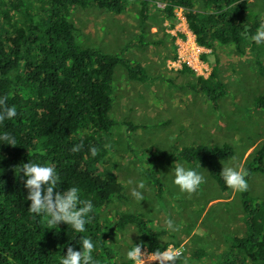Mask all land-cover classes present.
<instances>
[{"label": "trees", "instance_id": "trees-1", "mask_svg": "<svg viewBox=\"0 0 264 264\" xmlns=\"http://www.w3.org/2000/svg\"><path fill=\"white\" fill-rule=\"evenodd\" d=\"M160 1L166 18H173L176 9L182 10L197 46L209 49L218 43L240 51L241 44L247 42L253 53H264V44L257 46L250 39L262 23L250 8V0H199L201 11L193 0ZM86 3L111 13L124 8V0H40L35 7L25 5L24 0H7L0 12L4 26L0 28V98L17 113L0 121V132L7 131L17 139L16 146L0 145V264H58L68 246L79 250L81 237L92 239L96 264H114L106 247L110 232L100 221V214L120 194L121 187L113 176L99 175L96 169L105 155L107 133L117 125L109 116L111 84L118 66L132 79L147 81L148 77L139 63L120 54L76 44L74 27L67 17L71 8ZM147 5V0L141 1V23L147 18ZM182 66V71H189ZM258 71L264 75L262 67L258 66ZM188 88L203 94L214 108L227 94L216 65L207 78L197 77ZM252 107L264 112V91L252 99ZM126 127L128 131L134 129L130 123ZM77 144L80 150L72 152ZM89 147L97 149L95 157L89 154ZM234 155L228 144L183 146L170 157L152 147L143 153L172 167L176 160L191 166L200 164L221 192L230 188L220 178L219 162ZM30 159L54 166L57 191L75 186L80 200L92 202L85 232L75 233L63 223L56 228L48 226L45 216L28 211L30 202L24 198L27 190L15 175V166ZM244 170L246 183L254 173L264 174V147L254 152ZM146 177L159 197L164 184L158 170L152 167ZM238 197L243 232L231 238L217 264L264 262V197L251 196L246 190L238 191ZM114 226L134 227L151 254L166 249L160 241L163 231L152 229L143 214L118 213ZM180 261L181 257L177 259Z\"/></svg>", "mask_w": 264, "mask_h": 264}, {"label": "rangeland", "instance_id": "rangeland-1", "mask_svg": "<svg viewBox=\"0 0 264 264\" xmlns=\"http://www.w3.org/2000/svg\"><path fill=\"white\" fill-rule=\"evenodd\" d=\"M6 1L0 0V12ZM39 1L24 3L35 7ZM141 1L124 0L119 13L86 3L71 8L67 17L78 46L120 54L139 63L148 77L147 81L132 79L118 66L112 79L109 116L117 125L107 133L105 155L96 169L99 175L113 176L121 192L100 214V221L110 232L106 247L114 264H133L125 256L132 244L141 245V252L147 256L145 264H158L144 250L143 236L134 227L114 226L118 213L143 214L152 229L163 231L160 241L166 249L181 251V261L176 264H217L231 238L243 232L238 191H219L202 165L182 162L204 178L196 191L182 193L170 182L169 173L174 167L152 161L143 153L152 147L170 157L183 146L228 144L235 155L219 164L244 169L254 152L264 147V112L252 107V99L264 91V75L258 71V66L264 69V53H253L247 42L241 44L240 51L218 43L209 49L196 45L197 59L191 63L192 69L186 61L194 38L182 10L176 9L173 18H166L160 0H147V18L141 23ZM193 2L201 11L200 1ZM250 8L264 23V0H250ZM21 12L20 19L24 9ZM1 23L0 16V28H4ZM182 65L189 71H182ZM213 65L227 90L216 108L203 94L188 88L197 77L207 78ZM126 123L134 129L128 131ZM152 167L158 170L164 184L159 197L146 177ZM141 179L145 181L144 200L138 203L131 198L130 189ZM128 180L133 184L129 185ZM246 191L251 196L264 197V174L254 173ZM166 218L176 226L174 232L164 228Z\"/></svg>", "mask_w": 264, "mask_h": 264}, {"label": "clouds", "instance_id": "clouds-1", "mask_svg": "<svg viewBox=\"0 0 264 264\" xmlns=\"http://www.w3.org/2000/svg\"><path fill=\"white\" fill-rule=\"evenodd\" d=\"M247 38V34H246ZM251 41L260 46L264 44V23H261L254 34L250 37ZM17 115L14 106H6L5 101L0 98V121L12 119ZM0 145L16 146V137L7 132H0ZM80 150L77 144L71 148L72 152ZM89 154L93 157L97 154L95 147H89ZM220 178L228 188L234 191H245L247 189L246 171L231 165L222 166ZM15 175L22 179L23 186L27 190L25 200L30 203L28 211L35 216H45L46 225L54 226L59 223L69 226L75 233L85 232L88 214L92 210L90 200H80L78 188L69 187L64 191H57L58 175L53 165L50 163H38L30 159L27 163L15 166ZM170 182L180 192L192 193L203 183V176L200 172L186 167L182 162L175 164L169 173ZM129 185L133 184L128 180ZM145 181L138 180L130 189V196L136 202L144 200ZM163 226L168 231H175L176 226L170 218L163 221ZM129 238V237H128ZM132 244V243H131ZM79 250H74L68 246L63 255L58 259V264H96L93 258L94 243L91 238L81 237L79 239ZM158 264H176L181 256V251L172 249L155 250L152 252ZM126 259L133 264H145L146 257L141 252V245L135 244L128 248L125 253Z\"/></svg>", "mask_w": 264, "mask_h": 264}, {"label": "built area", "instance_id": "built-area-1", "mask_svg": "<svg viewBox=\"0 0 264 264\" xmlns=\"http://www.w3.org/2000/svg\"><path fill=\"white\" fill-rule=\"evenodd\" d=\"M193 36V35H192ZM194 38V37H193ZM195 42V40L193 41L192 40V46H191V51H192V53H190V55H189V58H188V60L186 61V63H187V66L188 67H191L192 69H193V64H191V63H194L195 62V60L197 59L196 58V53L194 52V49H196L197 48V46H196V43H194ZM203 78V77H202ZM147 253H148V255H149V257L151 258V259H155L154 258V256L151 254V253H149L146 249H144ZM154 263H158L157 261H155Z\"/></svg>", "mask_w": 264, "mask_h": 264}]
</instances>
